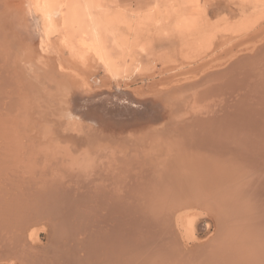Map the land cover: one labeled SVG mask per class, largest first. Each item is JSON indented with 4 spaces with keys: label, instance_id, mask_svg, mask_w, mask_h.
<instances>
[{
    "label": "rangeland",
    "instance_id": "1",
    "mask_svg": "<svg viewBox=\"0 0 264 264\" xmlns=\"http://www.w3.org/2000/svg\"><path fill=\"white\" fill-rule=\"evenodd\" d=\"M58 1L64 4L63 11L72 9L74 12L69 32L63 29V18L60 15L54 17L55 30L46 38L43 32L45 19L35 10L32 0H0V73L5 74V78L2 74L3 77L0 76L5 80L0 78V84L3 82L0 86V109L3 112L0 111V114L2 113L0 117L4 116V111L9 108L11 102L9 99L14 89L16 90L14 102L15 99L18 100L19 107L22 104L21 110H25L23 115L26 116L25 118L22 116L25 119H21L22 121L20 116L17 117V106L13 115L14 119L12 118L13 125L16 126L11 128L14 133L10 136V142L5 143L3 137L0 138V173H2L0 174V264H31L30 262L61 264L62 261V264H75L77 259L83 260V263L88 260L90 262L92 259L82 254L84 248L81 244L86 241L84 239L96 237L102 243L103 238L111 235L114 239L116 236L115 241L120 242L121 238L125 242L130 241L128 245L132 246V253L140 262H143L140 252L144 256L151 251L154 252L152 254H156V250L162 249L160 245L168 242V236L162 228L154 227L153 224L143 226L142 229L132 224L128 228L129 222L142 223V217L139 214L121 222L118 217L113 220L96 221L98 218L96 213L102 217L101 214L106 208L103 206L104 209H102L103 207L99 205V198L105 199L106 202L112 197L111 200H116L117 204L126 208L132 204H143L137 198L129 196L130 188L127 189V193L120 190L121 185L119 187L116 176L124 171H119V165L115 167L118 172H115L116 170L113 172L107 159L104 161L100 159L101 161L96 163L87 162L86 159L79 160L82 164L80 165L74 160L60 164V158L69 152V145L82 156L85 153L94 154L100 149L108 148L125 156L133 153L141 156L145 154V162L142 160L144 163L142 165L149 167L153 164L159 168L162 167L160 163L165 159L168 148L172 147L169 142L174 141L179 131L192 129L196 125L201 128L202 133H205L204 124L208 126L210 122L216 124L211 134L218 137L213 143L207 144V155L212 154L211 159L215 163L212 167L218 166L211 178H214L213 176L224 178L222 177V182L214 188L205 189V186L195 190L193 198L195 201L192 200V203L200 211L195 222L196 233L190 239L182 236L180 251L183 254L181 258L183 257L184 260L180 258L179 264L225 263L221 261L223 258L220 259V256H225L227 250L219 248L217 243L222 239L223 243L226 241L229 243L226 239L227 227L232 226L229 218L243 214V208L248 204L249 211L246 216L254 215L263 218L260 213H264V203L261 202L262 197L264 199L262 194V191L264 193V129L263 131L259 129L260 124L256 119L262 118L261 113L264 114V62L256 58L261 54L264 56V0ZM91 27L98 32L101 43L111 58L115 67L112 72L108 71L103 63L101 64L91 49H86V46L80 42L81 39L89 42L93 40ZM246 53H251L253 56L244 55ZM8 57L9 65H5ZM220 58L222 60L225 58V63L221 66L225 68L219 70L218 74L207 72L211 65L223 62H218ZM52 70L57 73L56 78ZM9 78L14 82L7 83ZM162 82L164 85H161ZM171 82L177 85L171 86ZM157 85L158 88H156ZM199 90L203 92L202 98L201 95L197 97L195 95L199 93ZM72 118L78 120V124H75L74 120L71 121ZM16 120L21 123L25 121L22 125L18 122L23 128L21 131L17 128ZM196 120L200 124H195ZM246 120L248 125L244 127ZM215 131L220 134H214ZM218 140L220 143L216 144ZM152 151L155 152L152 153ZM221 153L222 158H220ZM37 155L40 160L45 159L42 160L45 165L40 167L41 169H39L41 164ZM171 155L167 154L168 157ZM199 155L206 154L200 152ZM252 155L255 159L251 157ZM248 158L253 159L250 161ZM220 160L221 164H219ZM61 165L63 166L60 167ZM72 168L74 169L71 170ZM105 168L110 169L114 175L109 176ZM236 168L243 169L237 171ZM167 169L169 176L174 170ZM67 170L70 171L68 178L62 174ZM131 174L133 178V182H130L131 193L135 195L137 191L139 196L143 180L136 179L134 172ZM253 182L256 183L255 186H251ZM247 183H251L249 188ZM237 188L241 190L236 192ZM256 188H263V190L259 189L257 192ZM248 189L252 190V193ZM210 190L212 191L209 192ZM48 191L58 192L57 197L54 195L50 197ZM233 191H235L234 194L237 193L235 201L232 198L230 200ZM19 193L22 199L19 198ZM62 193L70 194L72 199L74 197L73 200L77 199L78 201L75 200V202L70 198L71 203L74 202L79 209L81 208L79 203H87L85 204V209L89 211L85 213L87 220L84 219L85 222L82 223L84 220L79 217L81 211L73 206L67 215L71 222L74 221L72 223L75 224L79 219L84 226H87L86 223H96L94 228L88 229L76 223L75 225L78 226L74 232H78L80 236L74 234L76 239L74 236L71 239L68 238L73 243L69 241L67 243L68 239L56 238L57 224L55 222L59 220H53L54 218L51 217L53 215L47 211L50 205L64 204V199L60 198ZM203 193H206V198ZM239 193H241L240 196ZM102 194L105 198L100 196ZM215 195L216 198L226 196L227 198L221 197L218 201L226 199L227 204L222 205V203L220 206L213 197ZM43 197L48 200L42 201ZM213 198H215L214 202ZM257 199H259L258 202ZM21 201L25 202L22 207L19 205ZM149 201V198L144 201L145 212L148 211ZM198 201L200 202L197 203ZM243 202L247 203L244 207L241 206ZM32 203L36 206V211L32 210L30 215L35 217L32 220L37 223L34 224L32 221V226H28L27 222H22L26 216L21 217L20 213L26 210L27 213ZM256 204L257 208L253 209ZM12 205L16 207L12 208ZM173 206L169 203L166 210ZM225 206H228L233 213L224 214ZM10 207L14 210L19 209L13 210L17 213L14 214L15 216L11 214L14 213L12 210H8ZM122 209L127 211L129 208ZM55 210L56 213L61 211ZM7 213L15 218L14 223L13 217L8 216ZM114 220L116 221L113 224L111 221ZM10 222L13 225H10ZM254 222L257 223L256 220ZM254 222L253 225H256ZM22 223H25L24 228L27 225L28 230L23 227L16 229L21 227ZM52 226L56 227L55 230ZM32 227L40 230L38 229L36 239L31 242L29 229ZM4 229H7L6 233ZM12 230H15V234H12ZM85 230L94 234L89 235ZM103 232H105L104 235H102ZM173 234L179 239L175 230ZM209 240L213 241V244L208 242ZM102 244L105 247V243ZM259 244V247L264 249V244L261 242ZM204 248H208L206 252ZM67 249L72 250L73 253ZM116 249L114 248V252H117L115 255L120 256L121 249L119 247ZM199 249L204 253L208 251V254H214L213 257L215 256L216 259L219 257L220 261L217 262L214 258L213 262L210 255L201 254L203 252ZM22 251L25 254H22ZM53 252L55 256L58 255L62 259L53 258ZM216 252L221 253L218 256ZM200 255H207L208 261L198 262ZM45 256L48 258H44ZM45 259L54 261L47 262ZM161 264L173 263L167 260Z\"/></svg>",
    "mask_w": 264,
    "mask_h": 264
},
{
    "label": "bare ground",
    "instance_id": "2",
    "mask_svg": "<svg viewBox=\"0 0 264 264\" xmlns=\"http://www.w3.org/2000/svg\"><path fill=\"white\" fill-rule=\"evenodd\" d=\"M32 2H33V6H34V8H35V10L37 11V12H39L43 17H44V19H45V22H44V26H43V32H44V34H45V37L46 38H48L53 32H54V30H55V24H54V17H57V16H62V18H63V22H62V27H63V29L66 31V32H69V25H70V22H71V18L74 16V12H73V10L72 9H67L66 11H63V5L64 4H62V3H60V1H58V0H32ZM91 30H93L92 31V33H93V36H94V38H93V40L92 41H87V40H85V39H81V43H82V45H85L86 46V49L87 48H89V49H91L94 53H95V55L97 56V58H98V60L101 62V64L103 63L104 65L103 66H105V67H107V69H108V71H114V65H113V63H112V61H111V58L109 57V55H108V52L105 50V48H104V46H103V44L101 43V41L102 40H100V38H99V35H98V32H96V29L94 28V27H91ZM98 30V29H97ZM92 35V34H91ZM250 49H251V47H250ZM260 50V49H259ZM244 55H248V56H253V54H251V53H246V54H244ZM256 55V54H255ZM8 56V55H7ZM4 57V56H3ZM45 57V56H44ZM9 58V57H8ZM7 58V61L5 60V65H9V64H7V63H9L10 61H8V60H10V58L8 59ZM41 58V57H40ZM256 58H258V59H260V61H263L264 62V56L261 54V56L259 55V57H257L256 56ZM218 59V58H217ZM217 59H215V61L217 60ZM221 59V58H220ZM225 58H223V60L221 59V60H218V62L219 61H223L222 63L220 62V63H216V64H214V65H211L210 67H208L209 69L207 70V72L208 71H211V72H216L217 74L219 73V70H222V69H224L225 67H221L224 63H225V60H224ZM231 59V58H230ZM242 60H244V59H242ZM11 61H13V60H11ZM38 61V60H37ZM1 62V61H0ZM226 62H228V61H226ZM231 62V61H230ZM211 63V62H210ZM40 64V63H39ZM50 65V64H49ZM208 65V64H207ZM12 66V65H11ZM55 66V65H54ZM3 67V66H2ZM8 67V66H7ZM6 67V68H7ZM216 67H220V68H216ZM10 68V67H9ZM9 68H7V69H9ZM55 68V67H54ZM230 69V68H229ZM0 70H1V68H0ZM12 70V69H11ZM46 70H48L49 71V69H47L46 68ZM9 71V70H8ZM53 71V70H52ZM227 71H228V69H227ZM4 72V71H3ZM203 72H205V71H203ZM210 72V73H211ZM53 73H54V75H55V78H56V72H55V70L53 71ZM4 76L5 74H3V73H0V76H2V75ZM7 75V74H6ZM234 75V74H233ZM2 76V77H3ZM228 77V76H227ZM1 78V77H0ZM3 78H5V76L3 77ZM3 78H1V79H3ZM4 80V79H3ZM11 80H13V78L11 79ZM68 80H69V78H68ZM5 81V80H4ZM79 81V80H78ZM1 82V81H0ZM12 81H10V78H9V81H7V83H11ZM14 82V81H13ZM12 82V83H13ZM3 83V82H2ZM1 83V84H2ZM219 83V82H218ZM0 84V86H2ZM159 84V83H158ZM171 84V86L173 85H177V84H174V83H170ZM154 86H155V83L153 84ZM161 85H164L163 84V82L161 83ZM15 86V85H14ZM167 86V85H166ZM165 86V87H166ZM168 86H169V84H168ZM168 86H167V88H168ZM218 86H220V85H218ZM13 87V86H12ZM159 86L157 85L156 86V88H158ZM161 87V86H160ZM164 87V86H163ZM164 87V88H165ZM175 87V86H174ZM216 87V86H215ZM14 88V87H13ZM150 88H152V87H150ZM155 88V89H156ZM166 88V89H167ZM171 88H173V87H171ZM160 89V88H159ZM168 89H170V88H168ZM167 89V90H168ZM1 90V89H0ZM213 90V89H212ZM257 90V89H256ZM15 89H14V95L12 94L10 97V105L9 104H7V105H9V108L7 109V111H4V116H1V117H3L2 119H1V117H0V138H2L3 137V139H4V141H5V143H7V142H10V136H11V134L13 135V133H14V131H11V128L13 127V128H15V126L13 125V122H12V118H13V115H14V112H15V109L17 108V106H18V103H20V102H17L18 100H16L15 99V102H14V98H15ZM164 91V90H163ZM166 91V90H165ZM214 91H215V89H214ZM153 92V91H152ZM199 93L197 94H195L196 95V97H197V95H201V98H202V93L203 92H200V90L198 91ZM255 92H257V91H255ZM0 93H1V91H0ZM207 93H208V90H207ZM4 94V93H3ZM205 95H207V94H205ZM200 98V97H199ZM202 100V99H201ZM3 101V100H2ZM5 101V100H4ZM6 103V102H5ZM200 103V102H199ZM198 104V103H197ZM6 105V106H7ZM5 106V105H4ZM204 106V105H203ZM1 107V106H0ZM3 107V106H2ZM8 107V106H7ZM15 107V108H14ZM200 107V106H199ZM21 108H22V104H20V107L18 106V115H17V117L18 116H20V120L21 119H23V117L25 118L26 116H24L23 114V112H25V110L23 109V110H21ZM202 108V107H201ZM0 111H1V109H0ZM2 112V111H1ZM3 113V112H2ZM1 113V114H2ZM200 113H202V112H200ZM204 113V112H203ZM202 113V114H203ZM214 113H215V111H214ZM0 114V115H1ZM206 114V113H205ZM23 116V117H22ZM203 116V115H202ZM261 116H262V118H256V119H258V121H259V129H264V126H263V124H264V114H262L261 113ZM15 117H16V115H15ZM14 119V118H13ZM23 120H25V119H23ZM71 121H73L74 119L72 118V119H70ZM22 121V120H21ZM21 121H17L16 120V123H21ZM248 120H246L245 121V124H243V126L244 127H247V125H248V122H247ZM25 121H23V123H24ZM74 122H75V124H78V120H74ZM198 121L196 120L195 121V124H200V123H197ZM15 123V124H16ZM17 124L18 126H17V128L18 129H20V131H21V129H23L22 128V124L23 123H21V125L20 124ZM205 125V129H206V132L205 133H202L201 132V128H198L196 125L192 128V129H187V130H184V131H179L178 133H177V135H175V139H174V141H171V142H169L170 143V145L173 147H169L168 148V152L166 153V156H165V159L162 161V163H160V165L162 166V167H155L152 163V165L151 164H149V165H151V166H149V167H145L144 165H142V164H144L143 163V161L142 160H144L145 158H144V156H145V154L143 155V156H141V155H138V154H136V153H133L132 155L131 154H129V155H127V156H125L124 154H120L119 152H116V151H114V150H109L108 148L107 149H100V150H98L97 152H95L94 154H90V153H85L83 156H82V154L80 155V152L78 153V152H76L75 151V148L74 147H72V146H70L69 145V148H68V151L69 152H72V154H69V152L66 154V156H61V158H60V164H65V163H67L68 161L70 162H73V160H74V162L75 161H78L79 162V160H84V159H86V161L87 162H90V163H96V162H100L101 160L100 159H102L103 161H104V159H107V162H109L110 163V165L112 166L111 168L113 169V172L115 171V172H118L117 170V168H115L116 167V165H119V171H124L123 173L121 172V175H119V174H117V176H116V179H117V182H118V184H119V187H120V185H121V189L120 190H122L123 192H125V193H127L128 191H127V189L129 190V188H130V190H129V196L131 197V196H133L134 198H137V200L139 201V202H142L143 204H144V201H147V199L149 198L150 199V201H149V205H148V211H144V210H146L145 208L146 207H143L144 205L143 204H141V205H136V204H132L130 207H127V208H129V209H127L126 208V206H121L120 204H117V202H116V200H111L112 199V197H110L111 199L109 200V201H104L103 199H101V198H99V205L101 206V207H103V206H105L106 208H105V210L102 212V214H101V216L102 217H99L100 215L99 214H97L96 213V215L98 216V218L96 219V221L98 220L99 221V219H101V220H105V219H109V220H113L114 218H116V217H118L120 220H119V222H121V221H123L124 219H128V220H130L131 219V217H135V216H138V215H136V214H139L141 217H142V219H141V217H140V219L142 220V223L140 224V223H136L135 221H133V222H129L127 225H128V228L130 227V225H134L135 227H138V228H141V227H143V226H150L151 224H153L154 225V227H160V228H162L165 232H166V236H168V242L166 243V242H164L165 244H163V245H160V246H162L161 248L162 249H159V250H156V254H152V253H154V252H152L151 251V253L149 252H147V254H145V256L143 255V253L142 252H140L141 253V255L143 256V262L141 261L140 262V260L136 257L135 258V255L132 253V246L131 245H128L129 243L128 242H130V241H128V242H125V240H123V238H121L122 240H120V242L118 241V240H116L115 241V239H116V236H115V239H114V237L111 235L110 237H105V239L103 238V242L102 243H105V247H104V245L101 243V242H99L98 241V239L96 238V240H95V238H93V237H89L88 239H84V240H86V241H84V242H82V244L81 245H83L82 247L84 248L83 249V253L82 254H84L83 256L84 257H88V258H90V259H92V261H90L89 262V260L86 262V263H83V260L82 261H79L78 259L76 260V263L75 264H161L162 262H165V261H169V260H171L172 261V263L173 264H179V263H181V259L183 258H181V256L183 255V254H181V251H180V243H181V238H182V236H185V237H187L188 239H190V238H193L194 237V235H195V233H196V231H195V222H196V220L198 219V217H199V214H200V211H199V209H197L194 205H193V203H192V200H194L193 198H194V192H195V190L196 189H198L199 187H200V189H201V187H205V189H209V187L210 188H214V186H216V185H218L219 183H221L222 182V180L223 179H221L219 176H213L214 178H211L212 177V173L214 172V170L218 167H212V165L213 164H215L213 161H212V159H211V156H213L212 154H209V155H207L208 154V152H207V144H210V142L211 143H213V141H215V140H217V138L218 137H216L215 135H213V134H211V132H213L212 131V129L215 127V125L216 124H214V123H209L208 124V126H206V124H204ZM200 126H203V125H200ZM263 126V127H262ZM204 127V126H203ZM179 129V128H178ZM190 130V131H189ZM209 130H211V131H209ZM219 131V130H218ZM263 131V130H262ZM210 132V133H209ZM214 134H220V132H218V133H216V131L214 132ZM213 136V137H212ZM14 137V136H13ZM213 139H212V138ZM216 137V138H215ZM211 138V139H210ZM215 138V139H214ZM221 139V138H220ZM11 143H12V140H11ZM216 144L217 143H220V140H218L217 142H215ZM48 146V145H47ZM37 148V147H36ZM74 148V149H73ZM59 149V148H58ZM33 150V149H32ZM97 150V149H96ZM37 151H38V149H37ZM125 151V150H124ZM156 151V150H155ZM155 151H152V153L153 152H155ZM174 151H176L173 155H171ZM31 152V151H30ZM33 152V151H32ZM82 152V151H81ZM200 152L203 154H206V155H199L200 154ZM35 154H36V151L34 152ZM30 154H32V153H30ZM59 154V153H58ZM148 154V153H147ZM167 154H169V155H171V156H167ZM38 155H39V153H38ZM37 155V156H38ZM64 155V154H63ZM150 155H152L151 153H150ZM191 155H193V156H191ZM221 155V156H220ZM219 156H220V158H222V153L220 154ZM34 157H35V155H33ZM36 156V157H37ZM40 156V155H39ZM37 157L38 159L40 158V157ZM147 156H149V155H147ZM30 157H31V155H30ZM161 157V156H160ZM160 157L158 158V159H160ZM167 157V158H166ZM251 157H253V155L251 156ZM255 157V156H254ZM253 157V158H254ZM43 157H41V159H42ZM147 158V157H146ZM253 158H248L250 161H251V159H253ZM31 159H32V157H31ZM34 159V158H33ZM37 159V160H38ZM65 159V160H64ZM117 159V161H115ZM148 159V158H147ZM151 159H153V157L151 158ZM156 159V158H155ZM157 159V160H158ZM239 160H240V158H238ZM246 159V158H245ZM255 159V158H254ZM42 160H45L44 158L42 159ZM42 160H40L39 159V161H40V166H39V169H41L40 167H42V166H44L45 165V163H44V161H42ZM157 160H154V161H157ZM238 160V161H239ZM35 161V160H34ZM42 161V162H41ZM57 161H59L58 159H57ZM151 161H153V160H151ZM153 161V162H154ZM243 161H245V160H243ZM38 162V161H37ZM144 162H145V160H144ZM158 162V161H157ZM161 162V161H160ZM5 163V162H4ZM7 163V162H6ZM80 163V162H79ZM79 163H77L78 165H79ZM89 163V164H90ZM156 163V162H155ZM147 164V163H146ZM219 164H221V160H220V163ZM246 164V163H245ZM252 164V163H251ZM80 165H82L81 163H80ZM91 165V164H90ZM157 165H158V163H157ZM250 165V164H249ZM63 165H61L60 167H62ZM69 168H71L69 165H67ZM238 166H240V165H238ZM237 166V167H238ZM246 166V165H245ZM110 167V166H109ZM173 168V172L168 176V169L167 168ZM234 167V166H233ZM244 167V166H243ZM247 167H248V165H247ZM246 167V168H247ZM2 168V167H1ZM23 168V167H22ZM167 170H166V169ZM229 168H230V166H229ZM239 168V167H238ZM254 168V167H253ZM258 168V167H257ZM15 169V168H14ZM74 168H72L71 170H73ZM237 169V168H236ZM243 168H241V169H237V171H239V170H242ZM252 169V168H251ZM19 170V169H18ZM24 170V169H23ZM105 170L107 171V174H110L109 176H112V175H114L113 174V172H111L110 171V169L108 170L107 168H105ZM230 170V169H229ZM29 171V170H28ZM62 172V171H61ZM65 172H67V174H65ZM65 172H62V174L65 176V177H69L68 176V174H69V172L70 171H65ZM132 172H134L135 173V176H136V179L138 178V179H142L143 181V186H142V191L140 192V194H139V196L137 195V191H136V194L134 195V194H132L131 193V181L133 182V178H132ZM253 172V171H252ZM0 174H2V173H0ZM70 175H72V174H70ZM134 175V174H133ZM5 177V176H4ZM134 177V176H133ZM131 178H132V180H131ZM224 178V177H223ZM127 179V180H126ZM135 179V180H136ZM253 179V178H252ZM6 180V179H5ZM125 180H126V182H125ZM258 180V179H257ZM9 182V181H8ZM27 182V181H26ZM242 182V181H241ZM14 182H12V184H13ZM127 183H129V184H127ZM254 183V182H253ZM11 184V185H12ZM117 183H116V185H118ZM122 184H124V185H122ZM140 184V183H139ZM237 184H238V182H237ZM248 185L249 184H251V183H247ZM255 184L256 183H254V184H251V186H255ZM97 185V184H96ZM95 185V186H96ZM236 185V184H235ZM99 187H100V185H98ZM139 186H141V185H139ZM242 186V185H241ZM235 187V186H234ZM250 187V185L248 186V188ZM258 187V186H257ZM30 188V187H29ZM112 188V187H111ZM114 188V190H115V186L113 187ZM255 188V187H254ZM264 188V187H263ZM263 188H259V189H262L263 190ZM98 189V188H97ZM116 189H117V187H116ZM204 189V188H203ZM245 190H246V188H244ZM256 189H258V188H256ZM259 189L257 190V192H259ZM110 190H112V189H110ZM119 190V189H118ZM138 190V189H137ZM231 190V189H230ZM238 191V190H241V188L240 189H235V191ZM248 190H250V189H248ZM252 190H253V187H252ZM252 190H250V192L252 191ZM261 190V191H262ZM65 191L67 192V193H69V191L67 190V189H65ZM208 191V190H207ZM206 191V192H207ZM212 190H210L209 192H211ZM235 191H233L232 193L234 194V192ZM236 191V192H237ZM247 191V190H246ZM245 191V192H246ZM44 192V191H43ZM42 192V193H43ZM102 192L103 193H105L106 194V192L104 191V190H102ZM204 192H205V190H204ZM241 192V191H240ZM3 193V192H2ZM67 193H62V195L60 196V198H62V199H64V204L62 205V204H56V205H50L49 206V208H47L48 210L47 211H49L48 213H50V215H53V216H51L52 218H54L53 220H59V221H56L55 222V224H57L56 226H57V229L55 230L54 228H56V227H53V230H55V235H56V238L57 239H71L73 236H74V234H77L78 235V232H74V230H76L77 229V227L76 226H78V225H75L76 223L78 224V223H80V219L78 220V222H76L75 224L74 223H72V222H74V221H72L71 222V220H69L68 218H67V215H68V213H69V210H71V209H73V206H75V208L76 209H78L79 211H81L80 212V214H81V216H79V217H81L83 220L84 219H86V216L85 215H87V214H85L86 212H89L88 210H86L85 209V204H87L86 202H85V204L83 203H79L80 204V206H81V208L79 209V208H77V206L75 205V203L74 202H72L71 203V200H70V198L72 197V196H70V194H67ZM202 193V192H201ZM252 193V192H251ZM250 193V194H251ZM254 193H255V191H254ZM254 193H253V195H254ZM261 193V192H260ZM58 194V192H49L48 191V195L50 196V197H52L53 195H54V197H57L56 195ZM149 194V195H148ZM204 194V193H203ZM210 194V193H209ZM214 194V193H213ZM232 194V197H230V200H231V198H232V200H234L235 199V197H236V195L235 194H237V193H235L234 195ZM240 194L241 193H239V196H240ZM255 194H258V193H255ZM262 194H264L263 193V191H262ZM262 194H260V196L262 195ZM19 195H20V193H19ZM47 195V194H46ZM47 195V196H48ZM125 195V194H124ZM202 195V194H201ZM205 195H206V193L203 195L204 196V198H206L207 197V195H206V197H205ZM211 195V194H210ZM21 196L22 195H20V199H22L21 198ZM100 196H103L104 198H105V195L104 194H102V195H100ZM109 196V195H108ZM141 196H143V197H141ZM226 196H227V194H226ZM226 196H221L222 198H225ZM242 196V195H241ZM247 196V195H246ZM255 196V195H254ZM253 196V197H254ZM258 196V195H257ZM29 197V196H28ZM64 197V198H63ZM151 197V198H150ZM213 197H215L216 198V195L215 196H213ZM218 197V196H217ZM220 197V198H221ZM243 197V196H242ZM7 198V197H6ZM13 198V197H12ZM18 198V197H17ZM16 198V199H17ZM36 196H35V202H36ZM77 198V197H76ZM124 198V197H123ZM140 198L142 199V200H140ZM198 198V197H197ZM215 198H213V202H214V200H215ZM219 197L218 198H216V200L218 201L219 199H220ZM227 198V197H226ZM258 198V197H257ZM1 199V198H0ZM9 199H11V197H9ZM14 199V198H13ZM44 199H47L48 200V198H46V197H43L42 198V201L44 200ZM61 199V200H62ZM69 199V200H68ZM72 199V198H71ZM73 199H74V197H73ZM72 199V200H73ZM3 200V199H2ZM75 200H77V199H75ZM75 200H73V201H75ZM81 200V199H80ZM222 200V199H221ZM220 200V202H219V204H220V206H222V205H224V203H226V199L224 200H222L221 201ZM264 199H263V197H262V201L261 202H263L264 203V201H263ZM6 201V200H5ZM5 201H3V202H5ZM10 201V200H9ZM19 201V200H18ZM38 201H40V200H38ZM78 201V200H77ZM123 201V200H122ZM135 201V200H134ZM195 201V200H194ZM207 201H208V199H207ZM217 201H215L216 203H217ZM225 201V202H224ZM235 201V200H234ZM236 201H237V199H236ZM243 200H241V202H242ZM249 201H250V199H249ZM259 201V199H257V202ZM14 202H15V200H14ZM31 202V201H30ZM34 202V201H33ZM76 202V201H75ZM80 202V201H79ZM200 201H198L197 203H199ZM203 202V201H202ZM201 202V203H202ZM209 202V201H208ZM240 202V203H241ZM261 202L259 203V204H261ZM16 203V202H15ZM25 202H23L22 203V201H21V203L19 204L21 207L22 206H24L23 204H24ZM41 203V202H40ZM171 204V205H174L173 207H170L171 209H169L168 208V210H166V206L168 205V204ZM223 203V204H222ZM230 203V202H229ZM239 203V204H240ZM244 203V202H243ZM241 204V206L242 207H244L246 204L244 203V204ZM8 205H9V203H7ZM6 204V205H7ZM12 204V203H11ZM27 204H30V203H27ZM82 204V205H81ZM204 204V203H203ZM222 204V205H221ZM227 204V203H226ZM225 204V205H226ZM232 204H234V203H232ZM235 204H237V202H235ZM231 205V204H230ZM15 205H12V208L14 207ZM70 206H72L71 208H70ZM79 206V207H80ZM129 206V205H128ZM232 206V205H231ZM236 206H238V204L236 205ZM257 204L255 205V207H253V209L254 208H257ZM261 206V205H260ZM8 207V206H7ZM16 207V206H15ZM18 207V206H17ZM31 207V208H30ZM29 207V209H28V212L26 213V211H23V212H21L20 213V216L21 217H24V216H26L25 217V219L22 221V222H27L26 224L28 225V226H32V224H31V222L33 221L32 219L33 218H35V217H33V216H31L30 214H31V212H32V210L33 211H36V206L34 205V203H32L31 204V206ZM63 209H62V208ZM215 207V206H214ZM234 207V206H233ZM248 207V208H247ZM24 208H26V207H24ZM28 208V207H27ZM122 208H125V209H127V211L125 210V211H123V209ZM238 208V207H237ZM8 209V208H7ZM7 209H5V212H7L6 210ZM17 209V208H16ZM54 209H60L61 211H58L57 213H56V210L54 211ZM102 209H104V207L102 208ZM235 209V208H234ZM248 209V210H247ZM8 210H14V209H11V207H10V209H8ZM17 210H19V209H17ZM17 210H14V211H17ZM215 210V209H214ZM223 210H224V214H230V213H233V212H230V209L228 208V206H225V208H223ZM243 210H244V212H243V214L241 213L240 215H236L235 216V218H229L230 220H229V223L230 222H232V226L230 227V228H228L227 227V229H228V231L226 232V231H224V232H226V239H228V241H229V243L226 241L225 243H223L224 241H222V240H220V242H218V241H216V242H218L217 243V245H219V248H222V249H225V250H227V253H226V255L224 256L223 255V257L222 256H220V259L221 258H223V259H221V261L222 262H225V263H222V264H228V262H230V264H264V249H262V248H260L259 247V243L261 242L262 244H264V213H260V215H262L263 216V218H261V217H256V216H254V215H249V217L248 216H246V213L248 214V211H249V204L248 205H246L245 206V208H243ZM242 210V211H243ZM12 211H10V212H12ZM13 211V212H14ZM75 211V210H74ZM79 211L77 212V213H79ZM16 212H14V213H11L12 215H14ZM34 213V212H33ZM37 213V212H36ZM45 213V212H44ZM76 213V217H78V214ZM250 213V212H249ZM6 214V213H5ZM8 214V213H7ZM11 214L9 213L8 214V216L10 215V217H13V216H11ZM17 214V213H16ZM15 214V215H16ZM75 214V213H74ZM79 214V215H80ZM89 214V213H88ZM123 214V215H122ZM252 214V213H251ZM14 215V216H15ZM32 215H34V214H32ZM40 215H42V213L40 214ZM83 215H84V217H83ZM71 216V215H70ZM20 217V218H21ZM226 217V216H225ZM37 218V217H36ZM223 218V217H222ZM261 218V219H260ZM7 219V218H6ZM15 218L13 217V223H14V220ZM71 219H74V218H72L71 217ZM76 219H78V218H76ZM139 219V220H140ZM18 220H19V218H18ZM20 220H22V218L20 219ZM36 220H38V219H36ZM87 220V219H86ZM117 220V219H116ZM116 220H114V221H111V222H113V224L115 223V221ZM254 220H256V222L257 223H255L254 222ZM38 221H40V220H38ZM42 221V220H41ZM61 221V222H60ZM76 221V220H75ZM221 221V220H220ZM85 222V220L84 221H82V223H84ZM106 222V221H105ZM118 222V223H119ZM253 222H254V224H256V225H253ZM5 223V222H4ZM33 223L34 224H36L37 222L34 220L33 221ZM82 223H80V224H82ZM12 224V222H10V225ZM25 223H22V224H20V225H22L21 227H16V229H20V228H22L23 227V225H24ZM33 224V225H34ZM39 224H41V223H39ZM96 223H86V225L87 226H84L83 224V227H86V229H88L89 227L91 228V227H93L94 225H95ZM219 224H221L222 225V223H219ZM9 225V226H10ZM13 225V224H12ZM27 225H26V228H27ZM38 225V224H37ZM228 225V224H227ZM229 225H231V224H229ZM113 226V225H112ZM13 227V226H12ZM11 227V228H12ZM25 227V226H24ZM23 227V228H24ZM50 227V226H49ZM76 227V228H75ZM96 227V226H95ZM175 227V228H174ZM14 228V227H13ZM26 228H24V229H26ZM82 228V227H81ZM80 228V229H81ZM94 228V227H93ZM110 228H112V227H110ZM144 228V227H143ZM221 228H223V226L221 227ZM15 229V228H14ZM39 229V228H38ZM38 229H36V228H30L29 230H30V232H29V238H30V240H31V242L32 241H34L35 239H36V237H37V235H38ZM79 229V230H80ZM131 229V228H130ZM142 229V228H141ZM5 230H7V229H4V231ZM8 230H10V228H8ZM26 230H28V228L26 229ZM40 230V229H39ZM53 230H52V232H53ZM79 230H77V231H79ZM97 230V229H96ZM174 230H175V232H176V234L179 236V239L175 236V234H173V232H174ZM13 231V233L12 234H15L14 233V231L15 230H12ZM19 231V230H18ZM23 232H25L24 230H22ZM81 231V230H80ZM86 231V230H85ZM85 231H83V232H85ZM88 231V232H87ZM86 232L87 233H89L90 231L89 230H87ZM95 231V230H94ZM223 231V230H222ZM7 231H5V233H6ZM10 233L9 234H11V231H9ZM217 232H219V231H217ZM80 233V232H79ZM82 233V232H81ZM96 233V232H95ZM104 233L105 232H103V234L102 235H104ZM124 233V232H123ZM122 233V234H123ZM130 233H131V231H130ZM12 234H11V236H12ZM21 235H22V233H20ZM27 234V233H26ZM53 234V233H52ZM90 234H94L93 232H91V233H89V235ZM107 234V233H106ZM127 234V233H126ZM173 234V235H172ZM83 235H84V233H83ZM88 235V234H87ZM107 235H109V234H107ZM107 235H105V236H107ZM215 235V234H214ZM218 235H221L220 233H218ZM8 236H10V235H8ZM20 236V235H19ZM27 236H28V234H27ZM78 236H80V235H78ZM84 236H86V235H84ZM83 236V237H84ZM127 236V235H126ZM175 236V237H174ZM216 236V235H215ZM14 237H15V235H14ZM14 237H13V239H14ZM75 237V239H76V236H74ZM122 237V236H121ZM25 238V237H24ZM130 238V237H129ZM213 238V237H212ZM211 238V239H212ZM7 239V238H6ZM5 239V240H6ZM20 239V238H19ZM53 239V238H52ZM66 240L67 241V243H68V241L69 242H72L71 240ZM210 239V240H211ZM214 239V238H213ZM250 239H252L253 241L251 242V240ZM73 240V239H72ZM210 240L208 241V242H210ZM215 240V239H214ZM53 241H54V239H53ZM15 242V241H14ZM28 242V241H27ZM79 242V241H78ZM213 242V241H212ZM212 242H210L211 244H213ZM2 243H4V242H2ZM10 243H11V240H10ZM73 243V242H72ZM81 243V242H80ZM223 244L222 246L220 245V244ZM15 244V243H14ZM29 244V243H28ZM33 244V243H32ZM99 244H102V245H99ZM228 244V245H227ZM247 244H249V246H247ZM7 245V244H6ZM74 245V244H73ZM80 245V244H79ZM208 245H209V243H208ZM208 245H205V246H207L208 247ZM13 246V245H12ZM160 246H157V247H159L160 248ZM184 246V245H183ZM216 246V245H215ZM5 247V246H4ZM75 246H73V248H74ZM81 247V248H82ZM117 247H119V249H121L120 250V256H116L115 254L117 253V252H114V248L116 249ZM187 247V246H186ZM65 248V247H64ZM218 248V247H217ZM217 248H215V249H217ZM231 248V249H230ZM63 249V248H62ZM75 249H77V247H75ZM79 249V248H78ZM153 249V248H152ZM151 249V250H152ZM186 249V248H185ZM205 249V248H204ZM208 249V248H207ZM207 249H205V251L204 252H206V250ZM214 249V250H215ZM228 249H230V250H228ZM67 250H69V249H67ZM74 250V249H73ZM117 250V249H116ZM189 250V249H188ZM188 250L186 251L187 253H188ZM200 251H202L201 249H199ZM13 251H15V252H17L16 250H13ZM70 252H72V250H69ZM134 251V250H133ZM142 251V250H141ZM193 251V250H192ZM219 251V250H218ZM217 251V252H218ZM11 252V251H10ZM203 252V251H202ZM201 253V254H207V255H210V254H208V251H207V253ZM216 252V253H217ZM18 253V252H17ZM24 252L22 251V254H23ZM64 253V252H63ZM67 253V252H66ZM73 253V252H72ZM77 253V252H76ZM138 253V252H137ZM213 253H215V252H213ZM221 253V252H220ZM219 253V254H220ZM10 254H12V253H10ZM14 254V253H13ZM25 254V253H24ZM28 254H30V253H28ZM78 254V253H77ZM133 254V255H132ZM152 254V255H151ZM212 254V253H211ZM218 254V253H217ZM219 254H218V256H219ZM18 255V254H17ZM17 255H15V256H17ZM27 255V254H26ZM53 255H54V252H53ZM52 255V256H53ZM61 255H64V254H61ZM151 255V256H150ZM195 255H196V253H195ZM207 255L205 256V255H200V257L202 258H200L199 259V261L198 262H200V261H208V258H207ZM214 255V254H213ZM213 255H210L209 257H211V259H213V262H214V258H215V261L217 260V262H218V260H219V257H217V259H216V257L214 256L213 257ZM216 255V254H215ZM222 255V254H221ZM14 256V255H13ZM28 256V255H27ZM51 256V257H52ZM67 256V255H66ZM74 255H72V257H73ZM125 256V257H124ZM141 256V257H142ZM180 256V257H179ZM197 256V255H196ZM204 256V257H203ZM217 256V255H216ZM10 257V256H9ZM29 257H31V256H29ZM50 257V258H51ZM56 257V259H57V257H59L60 258V256H58V255H54L53 256V258H55ZM191 257H192V255H191ZM41 258V257H40ZM44 258H46V256L44 257ZM48 258V257H47ZM46 258V259H47ZM181 258V259H180ZM187 258V257H186ZM185 258V259H186ZM196 258V257H195ZM194 258V259H195ZM32 259V258H31ZM30 259V260H31ZM39 259V258H38ZM43 259V258H42ZM45 259V261H47ZM60 259H62V257L60 258ZM65 259V258H64ZM83 259V258H82ZM190 259V258H189ZM189 259H188V261H189ZM197 259V258H196ZM210 259V260H211ZM5 260V259H4ZM29 260V261H30ZM53 260V259H52ZM52 260H48V261H52ZM59 260V259H58ZM74 260V259H73ZM72 260V261H73ZM85 260V259H84ZM174 260V261H173ZM183 260H184V258H183ZM47 261V262H48ZM54 261V260H53ZM186 261V260H185ZM195 261V260H194ZM202 261V262H203ZM220 261V260H219ZM35 262H38V261H36L35 260ZM63 262V261H62ZM62 262H60L61 264H62ZM65 262H66V259H65ZM216 262V263H217ZM31 264H32V262H30ZM52 263H54V262H51L50 264H52ZM196 263V262H195ZM194 263V264H195ZM205 263V262H204ZM203 263V264H204ZM221 263V262H220ZM35 264V263H34ZM37 264V263H36ZM47 264V263H46ZM56 264H58V262L56 263ZM65 264V263H64ZM190 264V263H189ZM199 264H202L201 262L199 263ZM206 264V263H205ZM214 264H215V262H214ZM218 264H219V262H218Z\"/></svg>",
    "mask_w": 264,
    "mask_h": 264
}]
</instances>
